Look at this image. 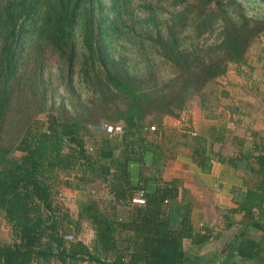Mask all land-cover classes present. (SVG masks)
Wrapping results in <instances>:
<instances>
[{"label":"trees","instance_id":"16d2710c","mask_svg":"<svg viewBox=\"0 0 264 264\" xmlns=\"http://www.w3.org/2000/svg\"><path fill=\"white\" fill-rule=\"evenodd\" d=\"M262 32L264 19L237 0H0V214L10 234L0 264H264V135L250 131L233 153L211 149L230 134L225 124L192 136L201 172L211 159L241 171L235 206L213 228L194 225L187 179L145 173L163 153L144 132L178 118L192 95L202 107L206 85L244 63ZM102 122L121 132L87 145ZM95 181L111 210L87 194L73 217L57 200L59 186ZM233 225L225 251L198 254Z\"/></svg>","mask_w":264,"mask_h":264},{"label":"crops","instance_id":"0c3cea01","mask_svg":"<svg viewBox=\"0 0 264 264\" xmlns=\"http://www.w3.org/2000/svg\"><path fill=\"white\" fill-rule=\"evenodd\" d=\"M242 64H248L247 53ZM231 68L233 67H229L224 75L208 83L204 89L208 96L218 92L219 101L214 105V112L217 114H201L203 107L198 106V110L194 111L184 109L178 118L163 116L160 126L151 137L162 150L163 162L156 170L146 168L145 173L153 172L163 180L179 177L190 182L191 194L196 203L193 213L195 226L205 224L213 228L221 227L227 209L235 206L233 193L242 186L241 171L215 159H211L209 172L200 171L192 159V136L189 132L194 130L197 137H206L210 127L225 124L230 129V134L224 144L214 143L211 149L213 151L222 149V152L228 153L236 150L239 138L249 140V130L264 135V89L261 91L262 87L248 82L247 87L250 90L243 91L241 87L243 80ZM247 101L253 102L256 108H250L251 104ZM136 173L137 166L133 175L134 182ZM211 217L214 218L213 221ZM234 218L237 219V215ZM230 228H234V225ZM225 232L222 233L221 239Z\"/></svg>","mask_w":264,"mask_h":264},{"label":"rangeland","instance_id":"374dc122","mask_svg":"<svg viewBox=\"0 0 264 264\" xmlns=\"http://www.w3.org/2000/svg\"><path fill=\"white\" fill-rule=\"evenodd\" d=\"M108 0H103V2H106ZM238 2H240L244 8V12L252 17H256V18H262L264 19V0H237ZM213 35L212 36H208L207 37V41H211L213 40ZM120 53H126L125 51H120ZM247 61L248 64H230L229 67H233L231 68L233 71H235L237 73V75H239L241 77V87L243 88V91H246L247 89L250 90L247 85L248 82L256 85L257 87H262L261 91H263L264 89V32H262L254 42L251 43V45L249 46L248 50H247ZM254 81L256 83H254ZM61 88H59L58 91V97L61 96ZM257 91V89H256ZM218 92H215L214 94H210L211 96L206 95V98L204 99L203 102H201V106L203 108H201V114H207L210 113L211 115H213L212 113L214 112V105L219 101V96L217 95ZM248 93V92H247ZM238 95V94H237ZM56 99V98H55ZM250 103L251 106L250 108L254 109L256 108V105L253 104V102H248ZM200 105L199 103V99L197 98V96L192 95L188 98L186 106L184 109H189V110H198V106ZM200 108V106H199ZM200 110V109H199ZM197 114H199L196 111ZM217 114V113H216ZM37 117L41 120H44L45 118V113H39L37 115ZM170 117V116H169ZM231 120V118L229 119ZM103 123V122H102ZM151 126H148L146 128H144V132L148 137H152L155 132L157 131V126L153 125V129H150ZM249 130V129H247ZM89 135L86 139V144L89 146H93L96 147L100 144V138L103 135V132L100 128H96V127H90L89 128ZM252 130H249L248 132H250ZM257 132V131H255ZM16 155H19L18 152L15 153ZM130 170L132 172L133 175H135L136 172V166L135 165H131L130 166ZM60 190L58 193V201L61 205H63V207H66L69 210V213L74 217L75 213H76V205L77 202L81 199H84L87 197V194H89L90 196H92L97 205L100 208H107V210H111L109 207L111 206L110 203H108L107 200V195L104 191V189L100 186L98 181H95L94 183L86 186L83 190H76V191H66L65 189H61V186H59ZM118 214H121L119 211H117ZM214 220V218L211 217V220ZM212 220V221H213ZM216 222V221H215ZM214 222V223H215ZM237 226L234 225V228H230L227 232L224 233V237L221 239H218L216 241H210L206 246H204L203 248H201L198 251V254L201 256H209L211 253H219L221 251V249H223V251L226 250V248L228 247V245L230 244V238H231V234L236 231L237 228H235ZM78 237L84 241L85 243L89 244L90 243V231L88 229V227L86 226L85 223H82L81 229L78 233ZM10 238V234H9V228L6 225L5 221L3 220L1 214H0V243L4 242V241H8ZM182 246H183V250L187 253H192L193 252V245L189 242L188 239H183L182 241ZM221 251V252H223ZM81 264H85V263H81Z\"/></svg>","mask_w":264,"mask_h":264},{"label":"built area","instance_id":"2783aa9c","mask_svg":"<svg viewBox=\"0 0 264 264\" xmlns=\"http://www.w3.org/2000/svg\"><path fill=\"white\" fill-rule=\"evenodd\" d=\"M92 127H96V128H100L103 132V134H107V135H112V134H116V133H120L121 132V126L119 124H112V123H101L97 126H92ZM150 129H153V126L150 127ZM189 134L191 136L196 135V132L194 130H191L189 132ZM88 149L90 150V147H88ZM136 197L132 198V201L135 203H142V199L140 198L139 193L136 194Z\"/></svg>","mask_w":264,"mask_h":264}]
</instances>
